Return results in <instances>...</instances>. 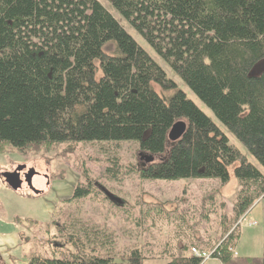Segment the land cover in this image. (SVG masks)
Returning <instances> with one entry per match:
<instances>
[{
    "label": "trees",
    "instance_id": "16d2710c",
    "mask_svg": "<svg viewBox=\"0 0 264 264\" xmlns=\"http://www.w3.org/2000/svg\"><path fill=\"white\" fill-rule=\"evenodd\" d=\"M106 1L264 170V0ZM178 121L186 131L169 143ZM93 143H132L152 157L126 173L141 181L224 185L236 165L238 190L228 212L219 205L218 241L194 247L214 251L220 264H264V249L260 259L235 255L237 223L264 197V175L114 18L96 0H0V156L39 157L56 145ZM108 163L104 173L117 182L119 161ZM95 193L89 177L73 180L49 205L59 223L53 233L51 219L8 216L2 204L0 220L28 246L27 264L203 263L185 255V246L164 244L156 253L145 243L114 252L110 235L63 211Z\"/></svg>",
    "mask_w": 264,
    "mask_h": 264
},
{
    "label": "rangeland",
    "instance_id": "374dc122",
    "mask_svg": "<svg viewBox=\"0 0 264 264\" xmlns=\"http://www.w3.org/2000/svg\"><path fill=\"white\" fill-rule=\"evenodd\" d=\"M96 1L164 71L167 78L176 83L187 99L212 120L227 137L229 145L239 151L249 164L264 175L262 167L244 147L216 122L209 110L188 91L179 78L110 4L106 0ZM156 91L158 92L157 89ZM139 153L142 152L132 143L119 145L93 143L56 145L39 157H21L18 154L0 156V204L4 206L8 216H34L42 221L51 219L49 220L50 231L53 233V225L59 223L53 222L55 220L51 218L53 208L49 205L58 197L68 194L73 180L86 176L96 185V193L79 201L76 208L63 206V211L65 215L76 216L74 220L80 225L90 226L95 232L101 231L104 235H110L114 241H112L114 252H121L146 243L154 247L157 253L162 250L164 244H168L174 249L185 246V255L191 256L192 248L202 252L194 247V244H215L220 237L218 220L222 208L219 205L223 203L224 211L228 212L238 190V183L233 174V167L236 165L228 169L229 181L224 185L216 180L207 179L172 182L141 181L133 174H126L133 166L138 165L139 168L144 166L143 162L139 161ZM115 158L120 164L116 175L117 182L109 179V175L104 173L105 167L109 165L108 162ZM17 169L20 170L17 171ZM28 170L35 172L36 176L44 175L47 180V189L40 194V197H34L24 188L16 191L7 181V178L14 173H18L20 180L21 175ZM55 175H61L63 179L54 177ZM37 178L42 182L41 177ZM103 192H107L118 202L110 201ZM154 205L162 208L161 214L156 215L148 210L149 214H145V206L150 209ZM180 218H183V221H179ZM237 226L239 239L235 247V255L238 258L260 259L264 249V197L251 207L248 213L238 221ZM17 231L0 220L2 264L28 263V246L19 245ZM55 241L58 242V239ZM64 249L71 252L69 247ZM163 263V260L144 262V264ZM203 264L216 263L210 259Z\"/></svg>",
    "mask_w": 264,
    "mask_h": 264
},
{
    "label": "flooded vegetation",
    "instance_id": "af4514ba",
    "mask_svg": "<svg viewBox=\"0 0 264 264\" xmlns=\"http://www.w3.org/2000/svg\"><path fill=\"white\" fill-rule=\"evenodd\" d=\"M20 169H17V171ZM36 173L32 170H28L26 173L21 175V179H18V173L9 176V183L14 186L16 191L22 190V188L31 193L34 197H40V194L43 193L45 186L47 185V180L44 175L36 176ZM37 177H41L42 182L38 180ZM36 182H41L37 183ZM46 182V183H45Z\"/></svg>",
    "mask_w": 264,
    "mask_h": 264
},
{
    "label": "water",
    "instance_id": "95a60500",
    "mask_svg": "<svg viewBox=\"0 0 264 264\" xmlns=\"http://www.w3.org/2000/svg\"><path fill=\"white\" fill-rule=\"evenodd\" d=\"M186 131V124L183 121H178L176 122L171 129L168 132L167 135V140L169 143H174L177 142L178 140H180V138L182 137V135L185 133ZM138 158L140 162H143L144 165H148L151 164L153 161L152 157L146 156L142 153L138 154ZM7 181L9 183V177L7 178ZM11 185V183H9ZM11 187L14 189V186L11 185ZM47 189V185L45 186V189L43 192H45V190ZM15 190V189H14ZM104 195L110 199V201H115L118 202L117 199H115L113 196H111L110 194H108L107 192H103Z\"/></svg>",
    "mask_w": 264,
    "mask_h": 264
},
{
    "label": "built area",
    "instance_id": "2783aa9c",
    "mask_svg": "<svg viewBox=\"0 0 264 264\" xmlns=\"http://www.w3.org/2000/svg\"><path fill=\"white\" fill-rule=\"evenodd\" d=\"M213 252L214 251H212L210 253H205V252H199L195 248L190 249V254L191 255H193V256H195L197 258H200L203 261H206V260L210 259Z\"/></svg>",
    "mask_w": 264,
    "mask_h": 264
},
{
    "label": "crops",
    "instance_id": "0c3cea01",
    "mask_svg": "<svg viewBox=\"0 0 264 264\" xmlns=\"http://www.w3.org/2000/svg\"><path fill=\"white\" fill-rule=\"evenodd\" d=\"M216 264H220L218 261H216V260H213Z\"/></svg>",
    "mask_w": 264,
    "mask_h": 264
}]
</instances>
